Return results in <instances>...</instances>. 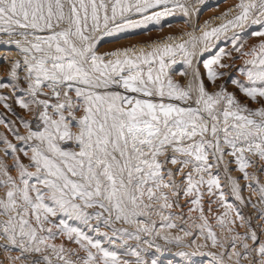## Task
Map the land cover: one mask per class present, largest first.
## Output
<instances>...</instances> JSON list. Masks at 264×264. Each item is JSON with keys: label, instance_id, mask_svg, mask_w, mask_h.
Here are the masks:
<instances>
[{"label": "snow or ice", "instance_id": "6c2138e0", "mask_svg": "<svg viewBox=\"0 0 264 264\" xmlns=\"http://www.w3.org/2000/svg\"><path fill=\"white\" fill-rule=\"evenodd\" d=\"M200 2L0 0V45L14 46L22 56L13 62L8 81H0V89L11 84L26 91L30 99L19 98L17 103L29 111L35 106L31 120L17 114L26 134L0 114V124L6 123L21 142L0 137V248L20 253L10 257L11 264H129L68 223L78 220L90 226L93 219L110 228V237L99 233L98 226L92 230L111 243L135 239L149 244L145 236L157 238L162 230L179 228L183 237L193 236L187 246L203 237L198 249H217L209 253L215 264H264V224L257 226L258 235L249 221L251 230L241 234L228 226L235 221L226 224V212L218 222L231 235L222 238L204 215L202 203L205 194L219 190L221 206L232 207L213 169L223 166L227 173V164H234L232 171L248 181L244 189L258 193L259 218L264 220V42L241 52L252 57L238 69L247 83L231 80L259 105L256 108L241 103L225 84H217L226 75L220 69L230 67L221 63L229 53L219 49L208 58L204 76L193 66L198 55L215 47L221 36L227 38L229 31L239 51L243 44L234 30L264 24V0H238L222 13L224 23L209 27L206 22L207 30L189 33L182 42L166 37L140 47L107 52L99 48L105 37L159 24L176 10L189 17L198 12ZM254 34L264 36V31ZM178 60L192 68L186 85L173 79L171 69ZM18 70L25 72L27 89L14 83L20 79ZM205 76L215 91L208 90ZM7 99L0 94V101L13 111ZM227 157L231 159L226 162ZM227 181L230 194L244 201L240 181L231 175ZM183 198L195 206L190 212H200L203 223L196 225V233L175 222L177 216L183 219V212L173 211L183 207ZM236 216L243 226L245 217L239 211ZM53 217L62 218L54 222ZM58 236L79 245L84 255L49 243ZM183 237L163 234L176 244H183ZM128 247L136 264H145L139 245Z\"/></svg>", "mask_w": 264, "mask_h": 264}, {"label": "rangeland", "instance_id": "374dc122", "mask_svg": "<svg viewBox=\"0 0 264 264\" xmlns=\"http://www.w3.org/2000/svg\"><path fill=\"white\" fill-rule=\"evenodd\" d=\"M238 0H201L197 4L198 12L192 13L191 16L186 17L180 10H176L175 13L171 16L166 17L159 24H149L146 27L140 29L125 31L116 33L112 36L105 37L104 40L99 45L101 52H107L114 49H120L128 46H144L145 44L151 43L152 41L159 40L166 37L174 38L175 42H182V40L189 39L188 34L194 33L200 35V30L205 29V23L208 22L209 27H215L224 23V18L222 13H224L229 8H232ZM236 14V10H233L232 15ZM230 18V17H229ZM207 30V29H205ZM239 33L238 41L242 42L243 47L236 51L234 50V42L231 37L233 35L232 31H229L225 36H221L219 40L216 41L215 47L210 51L204 52L202 55H198L193 62L194 67H198L200 74L204 76L206 70L203 67V63L210 57L219 54V49H223L225 53L230 55H224L221 59V63L228 64L230 67H225L220 69L226 75L217 80V84H225L229 92H235L237 98L241 103L248 105L251 108H256L259 105L248 98H246L241 92H239L231 83L232 79L238 78L240 81L247 83V77L244 73L238 71L239 68L245 65L246 60L252 59L251 56H241V52H248L252 46L258 45L261 42H264V36H257L254 33L258 31H264V24H251L246 26L244 29L234 30ZM6 39V37H5ZM7 58L6 61L4 58ZM21 53L14 46H5L0 45V81L7 82L10 77L11 67L14 61L21 59ZM172 75L174 81L180 83L181 85H186L191 80V71L192 68L187 64L178 60V62L172 66ZM187 73L184 75L183 73ZM20 79L14 83L19 89H27V82L24 80L25 72L23 70H18ZM204 82L209 91H215V86L210 84L207 77H204ZM47 91V89H46ZM0 94L8 97L7 103L12 106L13 111H8L5 107V102L0 101V114H3L9 120L15 122L14 126L19 130L21 134H26L27 129L18 119L17 114L20 117H24L26 120H31L34 115L35 106L33 105V111H29L19 106L17 100L19 98L30 99L26 91H18L13 88L11 84L8 87L0 89ZM7 136L9 140L13 143L20 144L21 142L15 139L12 131L9 126L5 124H0V137ZM3 145H0V150H2ZM3 152L0 151V155ZM23 158V157H22ZM25 163L27 159L23 158ZM230 157L226 158L230 160ZM11 163V159H9ZM236 166L234 164H227L228 172L226 173L224 167L221 166L219 169H213L215 173L220 176L221 185L225 193L226 201L228 204H231L232 207L228 208L227 206H221L219 200L218 192L216 195H207L203 197V209L204 215L208 218V221L216 231V233L222 238L229 237L231 233L227 231V228H221L219 226L218 218L224 216V213L227 212V215L224 216L226 224L229 221H235V223L228 224L229 227H232L236 232L241 234L250 231L249 221L251 222V228L255 229L260 234L261 229L257 227L260 224H264V220L259 218L260 202L258 193L252 191V189H244V185L248 183L243 179H240L242 174L239 171H232ZM34 171L35 169H31ZM252 171V169H249ZM15 175V173H13ZM227 175L238 179L241 185V195L245 198L244 201L237 200L234 196L230 194V187L227 181ZM261 182L264 183V176L261 177ZM3 190L0 189V192ZM190 198L181 199L180 203L183 207L174 208L173 211L179 213L183 212V219L179 216L176 217L175 222L178 226H183L187 229H190L193 233L198 231L196 225L203 223L200 217L199 210L189 211V208L195 206L188 204ZM210 201H215L214 203L209 204ZM256 203L257 207L253 208L252 204ZM187 205V206H184ZM209 206L211 211H209ZM91 211V210H90ZM237 211L245 217L243 226H241V221L236 216ZM62 217H53L55 222L57 219ZM68 223L77 228H81L89 237L93 239L100 240L103 248L108 249L109 251L116 252L122 261L127 260L129 264H136L137 258L129 251V245L136 247L140 251L141 257L143 258L145 264H152V261L155 260L156 264H215L213 257L209 254L210 252L217 251V249H212L209 247L197 248L196 245L203 244L204 238L199 237L196 240V244L192 246H187L190 241L193 240V236L183 237V233L177 229L171 230H162V235L157 238H150L145 236V239L149 240V244H143L141 241L135 239H128L127 244H124L122 240L116 239L115 243H111L109 239L103 235L98 234L93 231L92 228L98 226L99 233H108V236H112V232L109 227L104 226L100 221L93 219L90 221V226L84 225L81 221L78 220H69ZM52 230L55 232L57 228L55 223L50 225ZM117 227L128 228L130 231L132 227L127 224H117ZM207 231V229H205ZM167 232L170 236L179 235L183 237V244H176L169 242L163 238V234ZM264 238V237H262ZM3 243V241H0ZM49 243L55 244H64L65 247L74 249L84 255L83 250L80 249L79 245L68 241L66 236H58L55 240H50ZM249 243H252L249 241ZM210 244V241H209ZM96 251V249H93ZM181 253H188L187 255ZM20 253L18 251L7 252L0 248V264H11L10 257L18 256ZM73 259H77L73 257ZM16 264H21L20 261H16Z\"/></svg>", "mask_w": 264, "mask_h": 264}, {"label": "bare ground", "instance_id": "6f19581e", "mask_svg": "<svg viewBox=\"0 0 264 264\" xmlns=\"http://www.w3.org/2000/svg\"><path fill=\"white\" fill-rule=\"evenodd\" d=\"M140 47V46H139Z\"/></svg>", "mask_w": 264, "mask_h": 264}]
</instances>
